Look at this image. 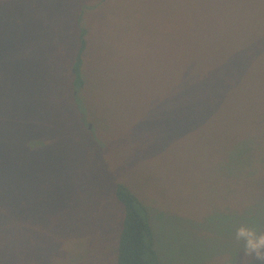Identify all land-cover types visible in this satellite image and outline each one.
Wrapping results in <instances>:
<instances>
[{
	"label": "rangeland",
	"instance_id": "obj_1",
	"mask_svg": "<svg viewBox=\"0 0 264 264\" xmlns=\"http://www.w3.org/2000/svg\"><path fill=\"white\" fill-rule=\"evenodd\" d=\"M206 3L219 42L198 50L216 70V56L251 45L237 15L260 16L264 0H0V241L38 244L39 262L24 264H116L118 182L149 210L164 264H260L234 237L240 223L264 228V195L235 165L253 143L234 140L244 103L264 98V56L232 65L249 63L248 77L185 74L184 16ZM78 11L88 45L75 100ZM13 248L0 264H22Z\"/></svg>",
	"mask_w": 264,
	"mask_h": 264
},
{
	"label": "trees",
	"instance_id": "obj_2",
	"mask_svg": "<svg viewBox=\"0 0 264 264\" xmlns=\"http://www.w3.org/2000/svg\"><path fill=\"white\" fill-rule=\"evenodd\" d=\"M210 6L206 3L202 5L203 9L200 11L188 10L185 13L184 27L187 55L192 61L190 67H187L185 74H239L244 77H248V75L252 73L257 74V70L253 67H248L249 63L247 62L242 63L238 69L232 68V65L239 62L244 52H248L253 59L264 56V13L255 18L249 14L237 15L238 17H246V38L250 41L251 45L247 48L242 45L238 46L240 49L234 50L232 57L225 60L216 56L214 60L216 61L217 69L213 70L209 63L210 56L208 52H200V50H198L199 40L206 41L207 45L210 40L218 41V39L211 38L209 33V31L216 29L217 26L221 24L216 17L215 8L213 5L211 8ZM257 13H259V11ZM83 19L84 11H78L76 20L78 46L74 57V70L72 71L73 77L71 80L72 95L75 100L80 98L86 84L82 66L84 63V52L88 45V28L83 24ZM226 19L228 24L232 21L240 23L238 19L228 14L226 15ZM256 102H258L257 106L244 103L242 109L246 113L245 119L247 125L243 128L244 133H236L237 138L234 140L235 142H239L240 148L243 143H253L255 148L253 147L254 154H252V156H254L251 162L239 159L235 165H237L238 172L243 175V178L238 180L249 179L252 185L249 188L258 187L259 195H264V137H258L260 134H264V98L255 99L254 103ZM238 187L241 186L238 185ZM114 193L124 210L122 226L116 245V264H145V255L148 256L150 264H164L160 260L159 254L155 248V231L146 205L139 199L137 194L123 182L116 183ZM15 234L19 235L17 232L9 236L5 234L1 235V255L7 256L10 261L14 263L13 247H17L16 249L20 254L22 264L28 262V260L34 261L35 259L37 262L38 258L34 253V249H36L38 244L32 248L27 242L28 245L21 246V248L24 249H20L19 240L10 238Z\"/></svg>",
	"mask_w": 264,
	"mask_h": 264
},
{
	"label": "clouds",
	"instance_id": "obj_3",
	"mask_svg": "<svg viewBox=\"0 0 264 264\" xmlns=\"http://www.w3.org/2000/svg\"><path fill=\"white\" fill-rule=\"evenodd\" d=\"M234 237L241 243L245 256L264 264V228L252 221L240 223L235 228Z\"/></svg>",
	"mask_w": 264,
	"mask_h": 264
},
{
	"label": "water",
	"instance_id": "obj_4",
	"mask_svg": "<svg viewBox=\"0 0 264 264\" xmlns=\"http://www.w3.org/2000/svg\"><path fill=\"white\" fill-rule=\"evenodd\" d=\"M89 126L91 127V124H89Z\"/></svg>",
	"mask_w": 264,
	"mask_h": 264
}]
</instances>
